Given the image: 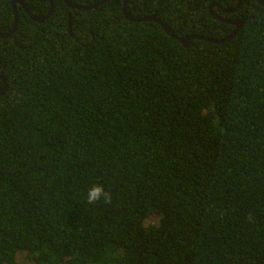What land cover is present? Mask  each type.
Segmentation results:
<instances>
[{"label":"trees","instance_id":"trees-1","mask_svg":"<svg viewBox=\"0 0 264 264\" xmlns=\"http://www.w3.org/2000/svg\"><path fill=\"white\" fill-rule=\"evenodd\" d=\"M19 1L50 10L0 0L1 33L18 12L0 37V264H264L259 1L128 0L178 38L245 21L188 47L124 0H53L44 23ZM93 184L111 204L87 203Z\"/></svg>","mask_w":264,"mask_h":264},{"label":"water","instance_id":"water-1","mask_svg":"<svg viewBox=\"0 0 264 264\" xmlns=\"http://www.w3.org/2000/svg\"><path fill=\"white\" fill-rule=\"evenodd\" d=\"M109 0H101L93 5H89V6H82V5H76V4H73L71 3L69 0H65V2L67 3L68 7L71 8V9H74V10H78V11H88V10H92V9H97L98 7H100L101 5H104L106 2H108ZM259 3L264 7V2L262 0H258ZM19 3H21L24 8H25V11L26 13L32 18V20H34L35 22H38V23H44L48 18H50L52 15H53V10H54V3H53V0H50V10H49V13L44 16V17H35L29 10V8L27 7L26 4H24L22 1H19ZM241 3H242V0H238V4L236 7L230 9V8H225L223 7L221 4H213L210 6V10L212 11V9L215 7V6H218L220 8H222V10L225 12V13H232V12H236L239 7L241 6ZM123 12H124V15L125 17L129 20V21H133V22H147V21H150V22H155V23H158L162 26V28L165 30V32L174 37V38H177L185 47H188L189 46V42L193 39H201V40H205V41H208V42H212V43H215V44H220V43H224L225 41L227 40H231L237 33L238 31L245 25V21L244 20H237V21H234L232 22L234 25H235V30L234 32L228 36L226 39L224 40H214V39H210V38H207V37H202V36H198V35H191V36H186V37H181V38H178L174 33L173 31L159 18L157 17H154V16H145V17H133L129 14V10H128V0H124V9H123ZM212 15L218 19V20H221V21H226L225 19H223L222 17L218 16V15H215L212 13ZM72 19H73V15H70V18H69V32H70V35L72 37L75 38L74 36V33H73V29H72ZM17 26H18V12L15 11V22H14V28L11 32L9 33H1L0 32V37L1 38H9L11 37L17 30ZM0 79L3 81L4 83V87H3V90L0 92V96L4 95L7 88H8V84H7V81L6 79L4 78V76L0 75Z\"/></svg>","mask_w":264,"mask_h":264},{"label":"clouds","instance_id":"clouds-1","mask_svg":"<svg viewBox=\"0 0 264 264\" xmlns=\"http://www.w3.org/2000/svg\"><path fill=\"white\" fill-rule=\"evenodd\" d=\"M86 200L89 205H95L100 202L107 205L112 202V194L106 190L103 184H93L87 189Z\"/></svg>","mask_w":264,"mask_h":264}]
</instances>
